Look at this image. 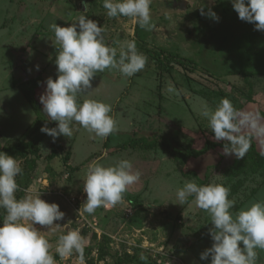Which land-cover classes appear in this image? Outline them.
<instances>
[{
    "label": "rangeland",
    "instance_id": "1",
    "mask_svg": "<svg viewBox=\"0 0 264 264\" xmlns=\"http://www.w3.org/2000/svg\"><path fill=\"white\" fill-rule=\"evenodd\" d=\"M183 1L187 6L181 0H152L155 28L149 31L129 17H108L103 0H0V151L18 141H32L40 147L42 156L34 173L27 171L23 159L15 157L22 168L15 195L21 199L30 189L32 195L58 204L65 213L63 221L54 222L61 227L52 232L35 225L52 245L57 264H79L75 252L63 260L55 252L59 236L68 228L79 229L87 240L85 264L120 260L128 264H211V257L200 259L213 244L210 216L195 205L194 196L181 205L176 190L189 181L201 186L222 184L235 201L230 209L233 215L264 201V170L248 169L240 178L228 175L235 164L249 163L247 153L238 159L234 154L224 155L219 147L186 165L180 163L181 153L200 150L207 141L226 143L214 139L202 115L205 110L214 111L221 99H229L238 111L264 118V31L240 20L231 0ZM209 9L218 21L208 15ZM80 15L104 27L105 43L115 41L112 46L118 53L125 41L134 40L147 62L131 77L118 69L97 72L92 87L78 94L79 103L95 99L111 106L109 115L116 123L109 136L98 137L73 121L72 136L61 135L53 141L41 132L42 127L58 126L40 103L47 79L57 78L59 45L49 26H71ZM27 88H34L41 109L27 100ZM244 134L253 136L258 152L264 155V136L250 129ZM155 137L170 140L173 151L113 153L128 141ZM54 143L61 148L58 158L50 162L46 157ZM68 153L70 168L80 171L73 173L65 165ZM123 159L141 173L139 181L129 186L114 207L78 216L87 199L83 191L87 167L93 161L114 166ZM239 182L241 187L236 190ZM256 252V264H264V249Z\"/></svg>",
    "mask_w": 264,
    "mask_h": 264
},
{
    "label": "clouds",
    "instance_id": "2",
    "mask_svg": "<svg viewBox=\"0 0 264 264\" xmlns=\"http://www.w3.org/2000/svg\"><path fill=\"white\" fill-rule=\"evenodd\" d=\"M151 3L152 0H103V7L108 17H129L140 28L151 31L155 28L151 22ZM231 3L240 20L264 31V0H231ZM201 14H204L203 9ZM208 15L219 20L210 9ZM49 28L59 45L55 60L57 78L47 79L40 103L43 112L51 121L58 122V126L42 127L41 132L53 141L61 135L71 137L70 125L75 121L98 137L109 136L116 123L109 115L111 106L95 99L79 103L78 94L92 87L95 73L118 69L123 76L131 77L144 68L147 57L137 50L134 40L125 41L118 53L117 47L112 46L115 41L111 45L105 43L104 27L85 15H80L78 22L71 26L52 23ZM202 115L208 119L214 139L226 142L224 155L244 158L250 148V137L244 134L245 129L264 136V123H261L264 118L258 113L236 110L227 98L221 99L214 111L205 110ZM20 174V161L0 151V209L6 212L0 226V264H57L50 251L52 245L44 231H38L35 225L46 226L47 232H52L61 227L54 222L63 221L65 213L58 204L46 202L41 195H32L30 189L23 198L17 199L16 177ZM140 176L127 159L114 166L93 161L83 180L87 199L77 215L82 217L85 213L93 214L100 207H114ZM229 192L222 184L201 186L189 181L176 190V196L181 205L194 196L195 205L210 216L213 227L209 235L213 244L201 253V260L211 257V264H256V249H264V201L254 202L233 215L230 209L235 201L229 199ZM86 243L79 229L68 228L66 234L59 236L55 252L61 260L75 252L79 264H85Z\"/></svg>",
    "mask_w": 264,
    "mask_h": 264
},
{
    "label": "trees",
    "instance_id": "3",
    "mask_svg": "<svg viewBox=\"0 0 264 264\" xmlns=\"http://www.w3.org/2000/svg\"><path fill=\"white\" fill-rule=\"evenodd\" d=\"M35 83V82H32ZM38 84V82H36ZM24 94L27 98V100L33 104L36 108L41 109V106L39 102L35 98V90L34 88H27L24 91ZM250 137V148L247 151V159L249 160V163H239L235 164L234 167L229 169L228 175L231 178H240L244 173H246L248 169H250L253 172H258L261 170H264V155L259 153L256 145L254 143L253 136ZM219 147H224V144H218L211 141H207L203 148L200 150H191L188 151L186 154L181 153L180 154V163L183 165H186L191 159H199L203 156H206L210 151L215 150ZM61 146L58 143H54L52 146V152L46 157V160L53 161L54 159L58 158V149H60ZM159 148L162 149H168L171 152L173 151L171 149L170 140L162 137H155L153 139H140V140H131L126 143L121 144L116 151L113 153L123 152L127 151L128 149L133 150H143V151H156ZM4 151L14 158L23 159L27 164V171L34 173L37 170L38 162L41 158V149L40 147L32 142V141H18L16 144L9 145L4 148ZM176 153V152H175ZM70 162V154L68 153L67 156L64 158V163L71 172L75 173L80 171V168L69 166ZM241 187V182L235 185L236 190ZM20 199V198H18ZM241 208V207H240ZM6 214L4 209H0V221H2L3 216ZM158 256L155 255L154 258L156 259ZM156 262V261H155ZM115 264H128L124 261H118Z\"/></svg>",
    "mask_w": 264,
    "mask_h": 264
},
{
    "label": "water",
    "instance_id": "4",
    "mask_svg": "<svg viewBox=\"0 0 264 264\" xmlns=\"http://www.w3.org/2000/svg\"><path fill=\"white\" fill-rule=\"evenodd\" d=\"M181 2H182L185 6H187V2H186V1L181 0Z\"/></svg>",
    "mask_w": 264,
    "mask_h": 264
},
{
    "label": "crops",
    "instance_id": "5",
    "mask_svg": "<svg viewBox=\"0 0 264 264\" xmlns=\"http://www.w3.org/2000/svg\"><path fill=\"white\" fill-rule=\"evenodd\" d=\"M40 104V103H39ZM162 250H164V249H162ZM164 256H165V254H164Z\"/></svg>",
    "mask_w": 264,
    "mask_h": 264
}]
</instances>
